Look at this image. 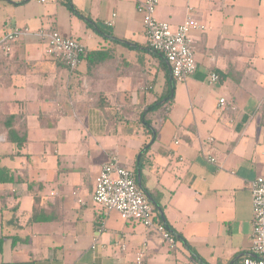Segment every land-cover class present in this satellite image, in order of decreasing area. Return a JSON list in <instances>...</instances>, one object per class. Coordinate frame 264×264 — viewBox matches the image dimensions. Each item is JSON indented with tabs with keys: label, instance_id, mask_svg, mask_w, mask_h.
Segmentation results:
<instances>
[{
	"label": "crops",
	"instance_id": "0c3cea01",
	"mask_svg": "<svg viewBox=\"0 0 264 264\" xmlns=\"http://www.w3.org/2000/svg\"><path fill=\"white\" fill-rule=\"evenodd\" d=\"M143 1L0 0V39L33 32L0 53V264H137L142 251V264L250 256L251 183L264 177V0H160L155 18L172 30L189 17L206 28L192 32L196 74L173 85L149 48ZM40 29L98 60L71 72L47 54ZM7 122L27 136L24 148L8 142ZM114 154L141 172L176 248L118 212L99 217L96 180Z\"/></svg>",
	"mask_w": 264,
	"mask_h": 264
},
{
	"label": "built area",
	"instance_id": "2783aa9c",
	"mask_svg": "<svg viewBox=\"0 0 264 264\" xmlns=\"http://www.w3.org/2000/svg\"><path fill=\"white\" fill-rule=\"evenodd\" d=\"M159 2L160 0H145L139 3L137 12L142 17L149 48L165 58L176 82L185 83L198 70L192 32H203L206 28L193 17H189L184 24L172 30L169 24L159 22L155 18ZM108 25L113 26L112 23ZM29 35H33L30 28H16L0 39V53L9 56L14 45ZM34 35L46 42L47 54L60 61L71 72L78 71L87 59L86 48L77 40L65 38L58 32L48 33L45 29L38 30ZM209 80L211 84H214L221 82V77L218 74H212ZM226 106V100H220L219 111H224ZM207 143H214V139H208ZM209 160L215 163L214 158ZM251 193L252 246L250 256L244 260L243 264H264V177L251 183ZM74 194L77 195V192ZM93 201L102 220L110 213L118 212L124 221L144 226L155 232L162 243L167 244L171 249L176 248L177 238L166 224L157 220L156 207L139 187L136 175L125 169L115 154L102 168L96 180ZM122 249L125 250L124 245ZM144 258L145 251H142L137 257V264H142Z\"/></svg>",
	"mask_w": 264,
	"mask_h": 264
},
{
	"label": "trees",
	"instance_id": "16d2710c",
	"mask_svg": "<svg viewBox=\"0 0 264 264\" xmlns=\"http://www.w3.org/2000/svg\"><path fill=\"white\" fill-rule=\"evenodd\" d=\"M24 4V3H23ZM22 5V4H21ZM88 27H90L91 29H93L94 31H97V33L99 34H103L102 30L100 28H98V26L92 22H89L88 24ZM157 54V53H156ZM160 55V54H158ZM99 56V53L96 52V53H88V56H87V61L89 62L90 64V67L92 66L93 67V63L95 62L96 58L98 60V57ZM161 56V55H160ZM162 58L165 60V58L162 56ZM57 62H59L61 65H63L60 61L56 60ZM166 61V60H165ZM167 62V61H166ZM64 66V65H63ZM68 69V68H67ZM69 70V69H68ZM165 70H166V67H165ZM174 79V78H173ZM176 82V80L174 79V83ZM169 92H170V95L172 94L171 93V90L169 88ZM172 101L173 99L171 98L169 101H167L165 104H163L165 107H167L169 104H172ZM158 109H160V106L158 104L152 106L149 108V111L150 112H155L157 111ZM262 111L264 112V105L262 107ZM10 121H13V119H10ZM5 128H6V131H7V140L9 143L11 144H14L16 145L18 148H24L25 145L28 143L27 141V136L26 135H23L21 136V133L15 131L13 129V124L12 126L10 125L9 122H7V124L5 125ZM135 175H136V172L135 171H132ZM136 178H137V175H136ZM138 180V179H137ZM0 181L3 182V180L1 179L0 177ZM147 195V194H146ZM157 207V206H156ZM157 210V208H156ZM157 220L160 222V223H164L165 224V219H164V216H163V213H162V216L161 215H158L157 217ZM164 220V221H163ZM3 251V239H0V253H2ZM245 260V259H244ZM244 262V261H243Z\"/></svg>",
	"mask_w": 264,
	"mask_h": 264
},
{
	"label": "water",
	"instance_id": "95a60500",
	"mask_svg": "<svg viewBox=\"0 0 264 264\" xmlns=\"http://www.w3.org/2000/svg\"><path fill=\"white\" fill-rule=\"evenodd\" d=\"M168 65H169V64H168ZM171 76H172V73H171ZM173 83H174V80H173V76H172L171 84L173 85ZM137 179H138V185H139V187L141 188V190H142L145 194H147V193L145 192L144 188H143V185H142V179H141V172H140V171H138V173H137ZM147 196H148V195H147ZM148 198H149L150 202L156 207L157 205L155 204V202H154L149 196H148ZM156 208H157V211H158L159 215L162 216V211L160 210V208H158V207H156Z\"/></svg>",
	"mask_w": 264,
	"mask_h": 264
},
{
	"label": "rangeland",
	"instance_id": "374dc122",
	"mask_svg": "<svg viewBox=\"0 0 264 264\" xmlns=\"http://www.w3.org/2000/svg\"><path fill=\"white\" fill-rule=\"evenodd\" d=\"M47 1V0H46Z\"/></svg>",
	"mask_w": 264,
	"mask_h": 264
}]
</instances>
